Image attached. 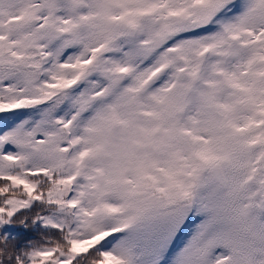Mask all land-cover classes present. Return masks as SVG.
<instances>
[{"label": "snow or ice", "instance_id": "6c2138e0", "mask_svg": "<svg viewBox=\"0 0 264 264\" xmlns=\"http://www.w3.org/2000/svg\"><path fill=\"white\" fill-rule=\"evenodd\" d=\"M0 264H264V0H0Z\"/></svg>", "mask_w": 264, "mask_h": 264}]
</instances>
